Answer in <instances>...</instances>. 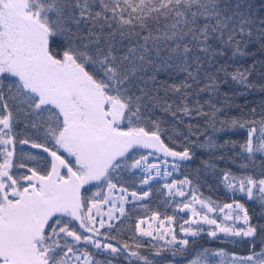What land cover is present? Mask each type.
Masks as SVG:
<instances>
[{"label": "snow or ice", "instance_id": "6c2138e0", "mask_svg": "<svg viewBox=\"0 0 264 264\" xmlns=\"http://www.w3.org/2000/svg\"><path fill=\"white\" fill-rule=\"evenodd\" d=\"M252 47L264 53V0L259 8L252 0H0V264H161L165 254L187 255L188 264H212L213 256L264 264V247L254 244L258 232L264 244V223L235 199L264 209V105L232 114V97L221 91L231 81L264 92L252 79H264V60L242 63L255 56ZM241 133L243 141L231 138ZM173 137L182 150L169 146ZM197 140L210 159L240 169L203 162L232 202L205 198L185 176L164 184L173 215L156 211L128 225L125 205L151 189L129 192L122 174L140 170L141 185L172 176L193 159ZM17 144L38 150L26 155L34 166ZM178 213L188 217L177 225ZM125 230L133 243L119 238ZM202 235L250 238L252 250L188 255Z\"/></svg>", "mask_w": 264, "mask_h": 264}, {"label": "trees", "instance_id": "16d2710c", "mask_svg": "<svg viewBox=\"0 0 264 264\" xmlns=\"http://www.w3.org/2000/svg\"><path fill=\"white\" fill-rule=\"evenodd\" d=\"M252 2L259 8L261 0H252ZM252 51L255 52V56H250L242 61L243 65L247 67L249 64L253 62V60H264V53H262L258 47H252ZM241 62H237L238 64ZM231 70V68L229 69ZM158 78L160 80L169 79L168 74L160 73ZM171 79L175 82H179L183 79V74L173 75ZM257 84L264 83V79H262L259 73H256L252 78ZM222 92H228L229 95L232 97V103L234 107L232 108V114L239 113L240 109L243 108L244 111L255 107L257 111H259L260 106L264 105V92L259 91L258 89H249L245 90L242 86L234 84L233 82L229 81L228 84L223 85ZM207 98L203 96L201 99ZM221 101L223 97L219 98ZM160 115V113H157ZM162 119L166 121L164 127H168L171 125L172 119L167 115L162 116ZM187 123V121L185 122ZM194 123H200L202 125V121H195ZM180 127L181 131H186L183 125H177ZM17 132L21 134V136L25 135V128L24 123L21 122L17 126ZM19 138V137H18ZM226 134H220L218 137V141L223 143L224 139H227ZM231 138L233 140L243 141L244 136L243 134L232 135ZM195 139V137H193ZM169 143L168 140L165 141ZM199 140L196 141V145H192V149L194 152L193 159L181 163V167L178 171H174L170 178H160L157 177L155 180L151 181L148 185H141L140 178L144 175L143 172L140 170H130L122 174L120 183L128 188L129 192L136 191L138 194H142V191L151 189V195L146 198L144 201H136L135 205L133 203H128L125 206L126 215L131 217V219L127 220L126 223L128 225H132L135 221L139 218H145L152 215L153 212L159 211L161 213V218L165 215H173V208L169 206L170 200L167 196V190L164 188V184L171 182L172 180H182L187 176L188 179L193 181L194 185H197L199 188V192L203 194L205 198L210 197L211 199L217 201L218 203H231L232 202V194L228 192L225 186L220 182L219 175L216 171L207 168L204 165V161H209L210 163L215 164L219 169H228L230 168L233 172L239 173L240 169L236 167L235 163H230L227 159L225 160H217L215 158L210 159L209 153L204 151L203 149L198 147ZM170 147H174L175 150L179 151L185 146V143L182 139H178L173 137L172 142L169 144ZM21 150L25 153V160L24 162L27 163L29 166H34V162L29 161L26 159V155L29 152L35 153L38 150L31 149L29 145H19L17 144V154L19 156ZM238 150V149H237ZM226 156H231L232 153L228 152L225 153ZM155 162V161H154ZM236 163H239L237 161ZM171 170V169H169ZM259 157L257 158V168L255 169L256 172H259ZM15 171V169H14ZM23 171V170H21ZM95 190V189H93ZM235 199L239 200L241 203H245V206L249 210V215L252 216V222L256 223H264V216L261 215L264 209H261L259 203L257 201H248L246 198H243L239 194L236 195ZM130 201L132 198L129 199ZM147 205V209L141 207V205ZM181 217L186 219L188 217L187 213H178L177 214V225L182 222ZM207 227V226H205ZM132 232L130 230H125L120 234V239L126 240L129 243H133L130 240V236ZM177 235L180 236L182 233L179 232V228L177 227ZM222 235V234H221ZM239 240V238H235ZM250 239V238H246ZM240 242V243H231L228 240H216L209 238L207 235H202L199 238H196V242L193 244L190 241L189 244V254L191 255L192 252H199L202 249H210L213 251L224 250L225 253L228 254V257L231 255H241L245 256L250 254L252 250V246L247 242ZM255 244V251L259 252L264 244L261 243L260 234L258 232L257 238L254 241ZM144 254H147L148 249L142 250ZM96 259L100 261H104L106 259L105 254L98 253L96 255ZM108 259H111L110 257ZM161 260V264H188L187 255L180 256L177 255L176 258H173L170 254H165L163 258H157ZM220 257H211L212 264H219ZM226 259V264H230V260ZM113 264H126V262L121 258L120 260H114Z\"/></svg>", "mask_w": 264, "mask_h": 264}, {"label": "rangeland", "instance_id": "374dc122", "mask_svg": "<svg viewBox=\"0 0 264 264\" xmlns=\"http://www.w3.org/2000/svg\"><path fill=\"white\" fill-rule=\"evenodd\" d=\"M151 159V158H150ZM169 159V161H171L172 160V158H168ZM185 162H188V161H183V162H180V163H185ZM169 170V169H168ZM165 178H170V177H165ZM119 193H117V195H118ZM131 197H129V199H130ZM126 206V205H125Z\"/></svg>", "mask_w": 264, "mask_h": 264}]
</instances>
